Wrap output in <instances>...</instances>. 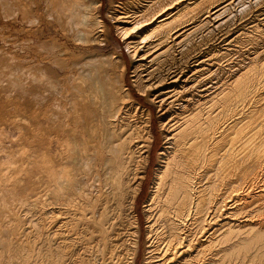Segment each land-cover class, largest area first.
<instances>
[{"label":"bare ground","instance_id":"bare-ground-1","mask_svg":"<svg viewBox=\"0 0 264 264\" xmlns=\"http://www.w3.org/2000/svg\"><path fill=\"white\" fill-rule=\"evenodd\" d=\"M206 1L126 0L123 8L109 0L107 17L113 11L134 60L132 84L160 115L162 144L142 204L141 264H264V188L254 192L264 176V70L234 65L225 79L217 63L210 67L220 54L202 55L197 47L205 35L198 31L207 13L225 11L233 0L203 8ZM46 4L48 19L71 27L75 40H105L100 0ZM22 10L24 20L35 18ZM30 45L41 60H14L20 54L7 51L14 59L7 55L12 62L0 74L13 88L14 106L0 118V159L9 157L0 160V264H36L22 230L34 221L21 212L29 215L42 197L48 229L57 221L61 230L54 246L46 244L47 263L134 264L133 204L152 142L150 111L126 86L118 51L94 49L83 59V51H68L52 37ZM7 138L17 142L15 153Z\"/></svg>","mask_w":264,"mask_h":264},{"label":"rangeland","instance_id":"rangeland-1","mask_svg":"<svg viewBox=\"0 0 264 264\" xmlns=\"http://www.w3.org/2000/svg\"><path fill=\"white\" fill-rule=\"evenodd\" d=\"M3 1L4 0H0V59L1 61L3 60V65L1 64L2 62L0 61V68L2 67L0 69L1 75H3L4 71L6 70V67L8 66V62L10 64L13 61L14 57H15L14 60H16L18 58L21 59L25 55H27L28 57L27 56L26 57L28 58V61H29L30 60L29 57L32 58V56L34 57L36 55L37 59L41 60V55L33 52V50H31V48H29L28 46H31L30 44L37 42V40L42 41L45 39H49L51 37L53 39L55 38V40L58 43L67 47L68 51L70 50L74 53H80L83 51L82 53L84 54V56L82 55L83 59L88 56L87 52H89L90 50H94V49L95 51L97 50V52H103V53L114 50V51H118L122 55L124 62H125V67H126L125 75H124V82L126 86L128 87L129 91L131 92V95L136 100V102H138L139 105H141L142 107L147 108L151 114L150 131L152 134V142H151V146H150V150L148 154V163L145 169L144 177L141 181L139 190L136 194L134 204H133L134 213L136 214L138 218L137 220L139 224V241H138L139 248H138V253L135 258L134 264H141L143 256L146 252V245H147V241L145 239V218L142 212V204L148 196L149 186L151 184V181L154 175V169L157 163V159H156L157 151L159 150L162 144V134H161L160 126L158 122L160 115L157 109V105L153 103L152 101H150V99L148 100L145 94L140 92L132 84L131 74H132L134 60L131 59L129 52H127L128 50L125 44H123L124 43L123 37L118 32H117L118 34L116 33L115 22H114L115 15L113 11H112L113 15L111 14L110 18L107 17L106 13L109 11V7H110L109 0H100V5L97 7L98 15L101 17L104 23L109 27L108 33L106 34V38L104 41L92 40L88 42L81 41V40H75V38L72 36L73 34L71 33L73 32V29H71V27H68L70 28L68 29L66 26L65 29L64 28L62 29V27L58 23L48 19L47 17L48 14H47V9H46L47 0H5L6 6L2 5ZM81 1H84V0H81ZM113 1L116 4L118 3L117 6H120L123 8L127 7L126 0H113ZM208 1L211 2L214 0H208ZM208 1H206L203 8L206 6H209ZM218 1H221V0H218ZM229 1H232V0H227V2ZM221 2H222L221 3L222 5L223 1ZM113 8L119 9V7H113ZM229 8L223 11L224 13L222 12V10H220L219 12L218 11L214 12L213 13L214 15L207 13L209 17H206L205 20L203 21L206 23H204L203 26L198 31L200 33L199 35H203V36L205 35V37L206 36L207 37L206 38L202 37V41L200 42L201 44L199 43L197 48L201 50L202 55L206 54L207 52H210V53L217 52L218 54H220L221 56L214 55L215 58L218 56L219 57L216 59L213 57L212 59L214 60H212V62L211 61H207V62H209L208 64H211L210 67L213 65L212 67L213 69L218 64L221 67L223 74L225 72H228V70H231L230 69L231 66H234V65L235 67L239 65L241 68H244L245 70L252 69L254 67H255L254 69L259 68V69L264 70V11H263L264 10V0H240V1L233 0L230 3ZM22 9L27 10V12L30 15H34L35 18L37 19L29 17L26 20H24L21 16L22 15L21 12L23 11ZM210 10H212L211 12L214 11V9L212 8ZM205 14L201 13L200 15H198L197 17L198 20L196 19L197 22L201 20V18H204ZM218 14L220 16H218ZM212 17H215V18L213 19ZM210 18L212 19V21L210 20L208 22ZM220 19L222 21L227 19L226 23L224 24L222 23L219 26V22H222ZM197 22L195 23L197 24ZM215 26H216V29H215ZM225 30L227 31V33ZM203 39L205 40L203 41ZM213 49L214 50L217 49L219 51L217 50L214 51ZM1 50H4V51H1ZM7 51L12 55L14 52H16V54L18 55L20 54V57L16 55L12 57L10 54L7 53ZM1 52H3L4 54L5 53L7 54L2 55ZM7 55H9L8 56L10 58L9 60H12V61L8 60ZM2 58H7V59H2ZM51 66L54 70H58L59 72V69L57 67H55L54 65H51ZM62 72L63 71L60 70L59 72L60 76L63 75ZM224 75L223 76L226 79L227 78L226 74ZM261 77L262 78L264 77V72ZM12 94H13V88L10 85V83H8V81L5 78H0V109L3 111V113L0 112V118L2 115H4V113L6 115V112H7L6 110H8V108H9V113L13 111L12 107L14 108V106H12L13 105L12 102L9 103L10 99H12ZM5 102H7L8 107L5 105L6 104ZM3 103L4 105H2ZM135 113H136L135 115L137 116L141 114L142 112L140 113L139 111L136 110ZM0 120H1L0 122L3 121V119H0ZM4 125L5 126L3 125L2 126L5 128V134L6 133L9 134L8 135L9 138L16 137L17 132L10 129V127L6 126V124ZM9 138L4 139V142H5L4 144L5 145L12 144L13 145L12 152L15 153V150L17 148L16 146L17 142L16 141L12 142V140H10ZM8 158L9 157L4 155L0 160L6 161ZM263 180H264V176L263 178L260 179L261 182L260 181L258 182L259 187L254 190L255 193H260L258 191L260 189V186L264 188ZM42 202H43V197H42L41 202L37 206L35 205L29 208L30 209L29 210L30 213L28 212L29 215H25L24 211L21 212V214L24 215L25 218L27 217L28 219H31V220L33 219L34 221V224L25 223L23 225L22 230L24 233V239H28L33 245V247L35 248L33 260L36 262V264H59V263H56L55 260H53L52 263L51 261L47 263L49 259L46 256V252L44 251V249L46 250V244H51L52 246H54V244L57 241H59L60 233L58 232H61V230L58 231L57 228L55 229V227H57L58 225L57 221L55 224H52V226H55V227H51V229L50 228L48 229L49 224H48V218L46 216L47 213H45L44 215V212H46L45 210H48V207L44 206L45 204H43L44 202L43 203ZM40 204L42 206H40ZM37 207L39 209L43 207L44 209L42 208L41 210H39ZM123 217L125 219L123 222L126 225L128 223L129 217L128 215H126V213L123 214ZM54 230L56 231V233ZM57 234L59 235L57 236ZM53 235L56 240L52 238ZM48 239L49 240L51 239L50 240L51 242ZM47 241L48 243H45ZM53 241H55V243ZM42 257H44V259ZM45 257L48 260H46ZM223 263L224 262L220 264H223ZM224 264H237V263L231 260V261L225 262Z\"/></svg>","mask_w":264,"mask_h":264}]
</instances>
